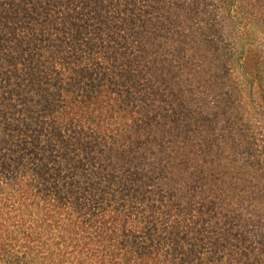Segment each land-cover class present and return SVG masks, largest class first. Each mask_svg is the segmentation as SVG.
<instances>
[{"label":"trees","instance_id":"1","mask_svg":"<svg viewBox=\"0 0 264 264\" xmlns=\"http://www.w3.org/2000/svg\"><path fill=\"white\" fill-rule=\"evenodd\" d=\"M254 87L264 0H0V264H264Z\"/></svg>","mask_w":264,"mask_h":264},{"label":"rangeland","instance_id":"2","mask_svg":"<svg viewBox=\"0 0 264 264\" xmlns=\"http://www.w3.org/2000/svg\"><path fill=\"white\" fill-rule=\"evenodd\" d=\"M254 99H255V101H256V103H257V105H258V114H260V119L262 120V121H264V108H263V103H262V101H261V98H260V96H259V91H258V89H257V87H254ZM214 98H215V96H214ZM208 114H209V111H208ZM220 119H222V118H220ZM182 122H185V121H187V118L185 117V118H183L182 120H181ZM221 121V120H220ZM234 121H235V133H236V135L237 136H239L240 137V135H239V133H238V131H237V127L236 126H240L241 125V123L239 122V120H237L236 118H234ZM199 128H201V125H199ZM217 131H219V129H217ZM216 133H218V132H215V133H213V134H216ZM210 136H212L211 134H210ZM237 144L238 143H236L235 145H233V146H235V147H237ZM241 157H245L246 156V150H242L241 152ZM253 207V206H252Z\"/></svg>","mask_w":264,"mask_h":264}]
</instances>
